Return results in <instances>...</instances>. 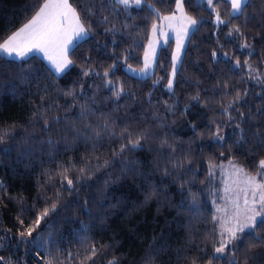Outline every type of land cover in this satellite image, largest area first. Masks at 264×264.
<instances>
[{"label":"trees","instance_id":"obj_1","mask_svg":"<svg viewBox=\"0 0 264 264\" xmlns=\"http://www.w3.org/2000/svg\"><path fill=\"white\" fill-rule=\"evenodd\" d=\"M45 2L0 0V43L27 23ZM260 2L254 0L253 6L246 10L249 14L256 13V19L244 27V17L232 18L229 15L230 3L225 0H213L215 11L207 10L206 5L195 7L184 0V9L188 15L198 21L203 18V22L199 30L191 32L188 38L175 78L177 83L174 85V96L166 89L171 69L170 45L160 49L153 75L137 78L129 75L125 69L129 65H143L152 24L159 21L147 6L141 9L133 7L128 12H112L107 0H104L103 9L100 7L101 0H89L90 6L95 5L93 10L96 12L91 21L92 35L69 53L76 67L61 77L47 73L45 70L49 66L36 55L35 58H28L25 67L38 71L22 78L16 74L19 71L18 65L23 61L0 62V84L4 85L0 87V130L10 133L0 140V182L3 184V191H0V236L4 235V229H11V236H15L19 227L17 217L23 219L25 227H28L37 212L55 202L62 206L58 207V212L51 213L46 221H42L41 227L33 235L43 234L48 250L52 256L58 255L63 264H81L88 255L85 249L92 244L97 247L106 246L107 256L98 258L97 264H106V260L112 258L118 259L119 264H191L192 260H196V264H209V261L211 264H225L223 258L215 259L212 256L215 240L212 235L215 231L212 221L214 211L204 189L209 178V164L231 160L248 173L256 174L259 160L264 159V148L257 144L253 136L264 124V115L257 113V109H264V64H261L264 58V27L260 26V8L257 6ZM70 3L79 10L80 0H70ZM148 3L159 9L161 15L170 14L175 9V0H167L163 4L157 0H148ZM216 11L228 23L217 25ZM83 15L81 12L82 18ZM102 16H108L106 24L99 22ZM84 23L87 26L89 21L84 20ZM235 25L241 26L243 36L235 33L228 36ZM113 26L114 31H104ZM245 41L252 44L260 55L249 57L246 51H242L238 45ZM126 55L128 59L124 63ZM117 56L121 63L114 74L110 72L108 79L122 84L125 91L133 96L132 99L125 96L120 102L121 109L113 112V127L116 131L123 127L120 118L125 116V103L130 105L127 109L128 123H131L132 118H138L141 109L145 116L150 112L159 114L168 125L158 129L167 134L161 138H168L174 143L175 154H181V143L186 154L189 148L193 150L190 159L195 170V183L188 184L183 191L180 184L174 182V177L165 179L159 172L153 171L152 158L157 153L136 151L113 158L112 152L119 146L117 143L109 142L111 146L105 143L93 148L92 142H72L71 136L67 138L71 146L66 147L58 131L45 134L42 124L33 118L35 111H43L49 104L64 105V99H58L59 90L78 88L77 81L85 84L86 89L91 85L89 95L96 92L100 98L105 99L106 104L102 107L104 114L115 109V105L107 101L109 93L102 86L104 80L96 76L83 77L81 73L89 68L103 73L110 69ZM237 59L240 61L238 69L233 67ZM245 60L252 65V69L258 70V77L256 71L245 66ZM225 82L229 85L227 90L221 87L214 92L217 84ZM9 83L13 87L8 88ZM237 91L242 99L235 108L229 110L233 117L229 121L227 116L222 115L220 108L227 105L229 100H234ZM197 93L203 102L211 101L212 106L193 104L189 111L183 112L182 109L191 103V97ZM149 100L150 103L147 102ZM165 101L175 107L174 115L166 111ZM238 111L245 114V120L249 114L253 119L247 120L245 124ZM53 115L63 114L53 108L46 114V118L50 119ZM99 116L100 113H96L84 122H91ZM213 121L221 124V135L225 136L226 145L213 142L212 135L216 131ZM67 122H74L77 127L82 123L71 113L67 115ZM237 123L247 136L246 142L240 141L241 133L235 129ZM192 125L196 126L195 130ZM49 138L56 140L59 147L48 145L46 141ZM85 161L88 162L90 178L77 185L75 192L60 189L61 177L55 173L63 169L58 166L66 167L69 163L74 165V169L69 170L67 175L75 183L78 169L85 167ZM105 161H110L109 166L97 170V164L102 165ZM129 164L134 165L131 170ZM49 175L52 176L51 185L47 182ZM151 186H155L160 194L146 201L145 196L152 190ZM189 188L197 198L195 210L187 206ZM57 191L62 196L60 201L56 200ZM85 201L88 202L91 215L81 210ZM182 202L185 206L180 207ZM100 204H103L102 208ZM84 227L88 230L84 231ZM258 231L264 235V229ZM49 237L56 243L52 244ZM251 242V237L243 242L241 256L245 255ZM15 243L14 239L9 238L8 247L0 249V255L6 259L10 257L12 264H17L18 260H23L24 264H41L39 259L33 258L38 249L33 248L31 254H28L26 245L13 248ZM150 250L151 261H145L143 257ZM69 252L79 255L69 261ZM254 253L259 255L249 264H264V245H257ZM40 257H45L43 251Z\"/></svg>","mask_w":264,"mask_h":264},{"label":"snow or ice","instance_id":"obj_2","mask_svg":"<svg viewBox=\"0 0 264 264\" xmlns=\"http://www.w3.org/2000/svg\"><path fill=\"white\" fill-rule=\"evenodd\" d=\"M159 3H166L167 0H157ZM188 2L195 7L207 6V10L215 11L213 0H188ZM226 3H230L231 11L229 15L234 19H240L244 17L243 26L247 27L248 22L256 19V13H247L246 10L253 6L254 0H225ZM104 0H101L100 7L103 9ZM112 12L122 10L128 12L130 8L141 9L143 6H147L151 13L158 17L160 23L152 24L153 39L149 41V46L144 53V66L140 69V72L147 75L148 70L152 67L154 58L156 56V45L160 42L157 39V34L162 37L164 42L167 43L170 39L169 34L165 29H171L175 32L176 50L171 55V73L167 80L166 89L170 95H175L174 85L177 83L176 76L178 72V62L181 61V49L184 46V38L188 37L191 32L198 31L199 25L203 22V18L200 21L188 15L184 9V0H175V10L171 15H161L159 9L153 4H149L148 0H107ZM260 8L259 16L261 17L260 26L264 27V0H261L257 5ZM95 5L90 6L89 0H80L79 10L70 3V0H46L43 6L38 12L17 31L13 32L7 39L0 43V62L13 63L16 61H23L18 65L19 71L17 77L22 78L24 75H34L38 69L31 67H25L27 60L30 56L35 58L33 54L40 55L41 59L46 61L49 68L45 70L49 74H55L57 77H61L72 68L76 67V62L72 60L69 53L78 47L80 42H86L92 35L91 21L96 16V12L93 10ZM83 12V18L81 16ZM84 20H88L89 24L85 26ZM100 23H107L108 16H102L99 20ZM215 22L217 25L226 24L227 21L221 19V15L218 11L215 14ZM115 26L112 29L105 28L104 31H114ZM243 36L244 33L241 30L240 25H235L228 32V36L233 34ZM115 43V41H113ZM242 51H246L247 55L251 57L253 54L260 55L252 44L247 41L238 45ZM115 55V53H113ZM215 53L213 56L215 57ZM227 56V54H225ZM87 59V58H86ZM128 56H124V63H126ZM121 63L120 58L117 56L114 59L110 69L103 73H98L95 69L82 70L81 75L83 77L96 76L101 77L104 80L103 87L108 90L107 101L112 105H115V109L110 110L107 114L102 112V107L105 106L106 101L100 98L96 92L91 91V85L85 88V84L76 83L79 87H69L67 90L61 89L58 92V99H64V105L58 103H52L48 105V108L43 111L37 110L33 113V118L36 122L42 124V131L47 134L50 131H58L60 133V140L65 142L66 147H70L71 144L67 143L68 136L72 137V142L82 141L85 144L92 142L93 148L97 145H104L105 143L115 142L119 146L113 150L112 156L123 157L125 153L145 151L149 153H157V156L152 158L153 171L159 172L162 178L174 177L175 183L180 184V189L183 191L185 187L192 183H195V170L193 168L192 159H190V153L193 151L191 148L187 150V154L184 151V146L181 143V154L176 155V147L174 143L170 142V139L161 137L167 134L158 129L167 127L165 120L157 113H148L146 116L141 114L138 118H132L131 123H128L127 109L130 107L127 103L123 106L125 116L120 118V123L123 127L119 131L114 129L115 120L113 119V112L121 109V100L125 96L132 99L133 94H129L125 91L122 84L113 82L108 79L110 72L114 74L116 68ZM246 67L251 71H256L257 77L260 75L258 70L252 69V65L248 60L244 61ZM261 64H264V58L261 59ZM233 67L238 69L240 67V61L237 59L233 64ZM129 71H133L131 66H128ZM7 74V73H5ZM255 78V77H254ZM157 83H159L157 81ZM185 83H190L185 81ZM4 85L0 84V87ZM8 88L13 87L12 83L7 85ZM227 90L229 85L225 82L222 85L217 84L215 91H219L220 88ZM47 91V89H45ZM207 92V90H205ZM227 92L225 91V95ZM247 95V92H245ZM44 100V98H41ZM241 94L236 92L234 100H229L227 105L221 106L220 111L222 115L228 117L229 121L233 120V117L229 114V110L235 108L241 101ZM47 103V101H44ZM135 102V101H133ZM150 103V100L147 101ZM205 103L206 107H211L212 102H203L199 93L191 97V103L182 109L183 112L190 110L193 104ZM246 103V101H245ZM166 111L175 114V107L168 105L165 101ZM56 109L57 112L63 115H53L50 119L46 118V114L51 109ZM71 113L76 120L82 121L77 127L74 122H67V115ZM96 113H100V116L92 120L91 122H84L89 117H93ZM257 113L264 115V109H257ZM238 115L247 124V120H252L253 117L249 114L247 120H245V114L238 111ZM155 121L156 123H152ZM62 122L63 126H62ZM259 123V121H256ZM216 124L215 121H213ZM195 125H192L195 130ZM235 129L241 133L240 141L247 140V136L244 134L241 125L237 123ZM10 133L4 130H0V140L5 136H9ZM255 141L260 147L264 148V124L253 133ZM174 139V138H171ZM212 140L216 144H227V140L224 135H221V124H216V131L212 135ZM240 141H234V143H240ZM151 142V146L149 143ZM46 143L48 145H55L59 147L56 140L49 138ZM111 146V143H109ZM6 151V150H5ZM223 155V153H221ZM98 159V158H97ZM139 162H137L138 165ZM110 161H105L104 164H97L96 169L107 168ZM231 166V174L236 177L233 183L236 185L235 198L231 200L233 211L229 215L225 212L223 217L214 215L212 217L213 226L215 231L212 233L215 236L213 241L212 256L215 259L223 258L225 264H249L250 261H255L257 253H254V249L257 245H264V235H261L258 229H264V159L259 160L257 165V172L255 175H249L242 167L237 166L233 161H229ZM63 171L56 172L55 175L61 177L59 181L60 189L68 192L77 191V185L82 181H86L90 178V169L88 162L85 161V167L79 168V175L76 177L74 183L73 179L68 178L67 173L69 170L74 169V165L69 163L66 167L63 165L58 166ZM134 167L133 164H129L128 168L131 170ZM222 167L221 165L209 164L208 177H211L215 173V169ZM191 174V176H190ZM257 177H260L258 180ZM183 181V183H180ZM49 185L52 183V176L49 175ZM107 183V182H106ZM152 190L146 194L145 199L150 200L153 197L159 196V192L155 190V186H151ZM0 191H3V184L0 182ZM226 192L233 191L231 186H226ZM189 203L188 207L195 210L197 207V198L192 194L191 189H188ZM56 200H62L60 191L55 193ZM242 196V204H241ZM39 199V197H38ZM159 203V200L157 201ZM99 203V202H97ZM58 203H51L50 207H44L42 211H39L35 215L34 221L30 226L25 227V221L17 217V233L15 236H11V229H4V235L0 236V249L8 247L9 238L16 241L13 248H20L21 246H27L26 252L31 254L33 248L38 249L33 258H37L41 261V264H63L60 257L52 256L45 244V238L43 234L37 233L33 235L37 229L41 227V222L46 221V218L51 213L58 212ZM101 208L103 204L99 205ZM185 206L182 202L180 207ZM32 207H35L34 205ZM31 210V209H28ZM82 211L91 215V209L88 207V202L85 201L82 206ZM217 211H221L217 208ZM84 231L88 229L84 227ZM252 238V242L247 246L245 255L241 256V251L244 247L243 242ZM86 239V238H85ZM52 244L56 241L49 237ZM45 253V257H40V252ZM88 253L84 257V261L81 264H97V259L107 256L106 246L101 245L97 247L96 244H92L90 248H86ZM203 251V249H202ZM248 252L254 253L248 255ZM79 253H67L69 261L75 259ZM152 250L143 257L145 261H151ZM0 264H12V260L5 256L0 255ZM17 264H24L23 260H18ZM106 264H119L118 259H107ZM191 264H196V260H192ZM211 264V261H209Z\"/></svg>","mask_w":264,"mask_h":264},{"label":"rangeland","instance_id":"obj_3","mask_svg":"<svg viewBox=\"0 0 264 264\" xmlns=\"http://www.w3.org/2000/svg\"><path fill=\"white\" fill-rule=\"evenodd\" d=\"M171 14L172 13L167 14V15H171ZM156 23L159 24L160 21H158ZM165 31L168 32L170 39L168 40L167 43H165L163 38L159 37V34H157V39L160 42L156 45V48H155L156 56L154 58V62L152 64V67L148 70L147 75L140 72V69H142L144 66V55H143V65L141 67L131 66V69L133 71H129L128 66H125V69L129 75H131L133 77H137V78H147V77L153 75L155 72V68H156V64H157V58L159 55V51L162 47H168L170 45L171 46V55L173 52H175V50H176L175 32L172 31L171 29H165ZM189 36L184 38V46L181 49V61L178 62V69H179L180 64L182 62L184 50L186 48ZM152 39H153V34H152V28H151V31H150V34H149V37H148V40H147V43L145 46V50L148 48L149 41H151ZM144 53H145V51H144ZM33 55H35V54H33ZM36 56L41 58L40 55H36ZM44 62L47 64L46 61H44ZM171 67H172V65H171ZM170 73H171V69H170ZM170 73H169V75H170ZM234 164H236V163H234ZM215 165H221L222 167L216 168L215 173L211 177V179L208 178V181H207L205 189H204V193H205V196H206L212 210L214 211V215L223 217L225 215V212H227L230 215L231 212L233 211V206H232L231 200L235 198L236 185L233 183V181L236 179V177L231 174V166L229 165V161H221L219 163H216ZM236 165L239 167H242L238 164H236ZM245 172L249 175H255V174L248 173L246 170H245ZM257 179L259 180L260 177H257ZM226 186H231L233 191L226 192L225 191ZM241 204H242V196H241ZM217 208H219L221 211L218 212Z\"/></svg>","mask_w":264,"mask_h":264},{"label":"crops","instance_id":"obj_4","mask_svg":"<svg viewBox=\"0 0 264 264\" xmlns=\"http://www.w3.org/2000/svg\"><path fill=\"white\" fill-rule=\"evenodd\" d=\"M36 55V54H35ZM48 64V63H47ZM49 66V65H48Z\"/></svg>","mask_w":264,"mask_h":264}]
</instances>
